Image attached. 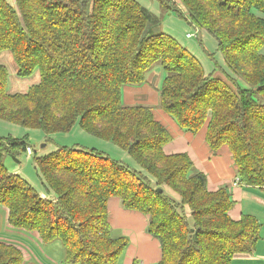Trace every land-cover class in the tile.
Wrapping results in <instances>:
<instances>
[{
	"label": "trees",
	"instance_id": "16d2710c",
	"mask_svg": "<svg viewBox=\"0 0 264 264\" xmlns=\"http://www.w3.org/2000/svg\"><path fill=\"white\" fill-rule=\"evenodd\" d=\"M156 1L163 14L205 30L235 79L211 54L222 76L205 74L196 56L159 32L160 22L136 0H0V52L11 54L19 78L39 75L26 93L8 94V71L0 65V120L46 136L77 125L138 167L96 149L57 146L34 158L51 196L44 198L4 166L5 156L30 148L25 137H0L7 223L36 232L43 243L60 241L64 264L118 263L128 240L111 236L110 198L147 217V232L160 244L157 264H231L260 239L255 217L229 218L227 189L208 191L187 154H164L172 136L148 107L124 106L121 90L141 85L160 65V109L181 130L195 135L205 128L213 152L229 149L238 183L264 189V0H176L182 9L175 0ZM0 264H23L19 248L0 242Z\"/></svg>",
	"mask_w": 264,
	"mask_h": 264
},
{
	"label": "crops",
	"instance_id": "0c3cea01",
	"mask_svg": "<svg viewBox=\"0 0 264 264\" xmlns=\"http://www.w3.org/2000/svg\"><path fill=\"white\" fill-rule=\"evenodd\" d=\"M182 45L191 52L190 46L187 44ZM1 54H4V52H0V56H2ZM0 65L3 64L0 62ZM220 67L224 70L222 65ZM212 71L204 72L205 74H209ZM163 78L164 73L161 66H154L145 74L144 82L141 85L124 86L122 88V104L129 107L138 105L148 107L154 119L172 136L171 142L163 147L164 154H187L195 170L205 175L208 191L214 192L220 188L228 190L233 201V206L228 212L231 220L238 221L242 215H251L258 220L261 224L259 241L251 253L233 256L231 264H264V189L248 187L236 182L237 171L229 149L223 146L216 152H213L205 142V128L195 135L181 130L174 120L160 109L159 90ZM38 81L39 78L35 84ZM31 86L26 88L23 87L22 83L15 81L9 87L7 81L6 89L8 94H24ZM0 122L7 126L11 125L1 120ZM0 137H2L1 134ZM91 138L94 139L95 137L91 136ZM94 140L101 141L97 138ZM56 147L52 145V151ZM85 148L88 149L87 147ZM16 175L20 176L19 174ZM107 213L108 222L111 227V236L114 238L125 237L128 240V245L117 264H157L160 261V244L155 237L147 232L148 219L145 215L125 209L118 198H110L107 201ZM23 232V230L12 228L7 223V210L0 206V242H7L8 244L17 246L22 253L24 264L26 253L20 245L21 242L16 238L17 236L22 237L24 235ZM32 233V236L38 238V241H40L38 234L36 232Z\"/></svg>",
	"mask_w": 264,
	"mask_h": 264
},
{
	"label": "rangeland",
	"instance_id": "374dc122",
	"mask_svg": "<svg viewBox=\"0 0 264 264\" xmlns=\"http://www.w3.org/2000/svg\"><path fill=\"white\" fill-rule=\"evenodd\" d=\"M8 1L12 2L13 0ZM136 1L140 6L147 9L153 15V17L160 22L158 29L159 32L168 34L177 39L181 44H187L190 46L192 54H194L199 60L204 71H214L215 62L219 67L220 65L224 67V70L221 67L220 70H222L227 76L235 79V77L230 73L224 64L221 53L217 52L216 42L205 30L188 26L184 20L175 14H163L156 0ZM174 3L176 6L178 5L180 9H182V5L176 0ZM188 34H190L191 37H187ZM199 42L202 44L203 48L199 46ZM207 54L212 55L214 62L209 59ZM1 55L0 62L8 71L9 87L15 81L22 83L23 87L26 88L36 83V80L39 78L37 72H35L29 78H19L16 75V66L13 62L11 54L9 52H4V54ZM214 72L217 75L222 76V74L219 73V70ZM239 82L243 87H247L241 81ZM0 134L4 138L8 136L19 139L25 137L24 139H26L28 146L31 148V154L27 155L26 153H21L20 151L16 150V154L14 156L7 155L4 157V166L9 173L19 174L22 179H24L40 196L43 197L49 196L50 194L44 188L36 173L34 158L51 152L52 145L71 147L78 144V146H81L82 148H97L96 150L104 152L112 159L123 162L127 161L134 167L138 168L134 163H132L131 159L128 158V156L123 151L109 142H98L97 140H94L95 138L93 139L91 138V135L89 136V134L81 131L77 125H75L68 133L46 136L41 130L38 129H27L23 127H16L15 125L7 126L0 122ZM151 180L154 181L152 178ZM163 188L170 198L174 197L177 199L176 204L180 202V199H178L175 193H173L167 187ZM185 211H187L186 208ZM2 232H4V230H2ZM23 234L24 235L22 237L17 236L16 238L21 242L20 245L26 253V260L24 264H64V250L60 241L54 240L50 243H43L38 241V238H34L32 236V232L24 231ZM27 257H29V259H27Z\"/></svg>",
	"mask_w": 264,
	"mask_h": 264
},
{
	"label": "built area",
	"instance_id": "2783aa9c",
	"mask_svg": "<svg viewBox=\"0 0 264 264\" xmlns=\"http://www.w3.org/2000/svg\"><path fill=\"white\" fill-rule=\"evenodd\" d=\"M187 37H191V35L188 34ZM26 154H27V155H30V154H31V150H30V148H27V149H26ZM236 182L238 183V178H237V181H236Z\"/></svg>",
	"mask_w": 264,
	"mask_h": 264
},
{
	"label": "water",
	"instance_id": "95a60500",
	"mask_svg": "<svg viewBox=\"0 0 264 264\" xmlns=\"http://www.w3.org/2000/svg\"><path fill=\"white\" fill-rule=\"evenodd\" d=\"M158 193H161L162 192V189H157L156 190Z\"/></svg>",
	"mask_w": 264,
	"mask_h": 264
}]
</instances>
